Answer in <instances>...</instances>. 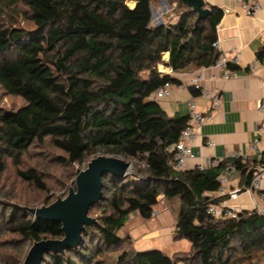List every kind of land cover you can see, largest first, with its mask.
I'll return each instance as SVG.
<instances>
[{"label": "trees", "instance_id": "16d2710c", "mask_svg": "<svg viewBox=\"0 0 264 264\" xmlns=\"http://www.w3.org/2000/svg\"><path fill=\"white\" fill-rule=\"evenodd\" d=\"M159 1L0 0V88L24 102L15 110L0 109V175L6 159L18 164L33 145L46 142L63 154L57 159L63 165L87 164L98 155L143 165L132 164L124 178L103 177L102 198L88 212L100 207L97 223L85 228L76 249L48 253L41 264H106L101 258L122 245L118 232L129 215L150 219L161 193L169 204L178 201L172 238L187 240L189 250L178 256L157 249L122 251L112 264H244L264 254L263 214L241 211L236 218L212 219L206 212L209 204L229 199L214 195L226 162L249 185L253 167L264 160L173 169L172 147L188 116L170 118L150 99L164 83H179L158 66L183 72L216 62L212 44L223 12L210 6V15L195 23L196 14L182 0H165L179 10L177 20L153 26L151 6ZM19 18L30 27H19ZM18 175L46 192L38 170ZM3 196L0 235L30 244L63 237L60 224L37 220L33 207L6 202L9 192ZM25 254L4 264H21Z\"/></svg>", "mask_w": 264, "mask_h": 264}, {"label": "crops", "instance_id": "0c3cea01", "mask_svg": "<svg viewBox=\"0 0 264 264\" xmlns=\"http://www.w3.org/2000/svg\"><path fill=\"white\" fill-rule=\"evenodd\" d=\"M258 1L261 9L256 16L251 17L244 13L241 5L235 0H204L205 7L214 6L223 12L216 26L219 50L228 52L233 47L240 49L239 65L235 67L236 78L223 80L220 77V70L215 67L183 72H173L168 67L159 69L161 73L168 74L179 82H185L188 76L202 72L204 75L202 86L210 90L218 89L222 96L219 108L213 110L210 103L198 92L191 88L181 90L177 84H173L170 88V98L158 101L170 118L188 116V104L191 100L195 102L197 111L212 114V121L199 127L198 136L191 146L192 157L187 160L183 170L199 169L200 166L205 169L211 168L216 166L211 165L214 159L220 163L233 154L252 157L250 146L257 137L256 128L261 120L257 104L262 97L264 86V63L253 71L250 69L257 59L264 56V0ZM163 59L165 61L168 59L167 53L163 55ZM259 138L263 161L264 136ZM207 141L213 142V146H207ZM228 163L226 162L225 170L221 173L229 178L227 189L230 191L247 186L245 177L235 169V166L233 169H226ZM259 191L264 192V182ZM253 199V195L241 192L236 197L226 200V205L238 206L241 211H252L257 207L264 215V199L256 196L255 203ZM172 234L170 233L171 236Z\"/></svg>", "mask_w": 264, "mask_h": 264}, {"label": "rangeland", "instance_id": "374dc122", "mask_svg": "<svg viewBox=\"0 0 264 264\" xmlns=\"http://www.w3.org/2000/svg\"><path fill=\"white\" fill-rule=\"evenodd\" d=\"M151 12V23L153 26L160 24H164L165 26L171 25L175 23L179 14V10L165 0L153 4L151 6ZM17 23L19 27H30L29 22L20 18L17 20ZM163 67L160 65L158 69ZM23 103L21 98L8 95L0 88V109L15 110ZM62 155L59 150L53 149L46 142L43 147L33 145L21 157L18 164L13 160L6 159L5 170L0 175V198L4 199V192H9L12 198H5L6 202L20 205L27 203V206L33 208L43 206L46 197L49 198L48 201L50 204L57 198H65L69 189L74 186L75 169L82 170L86 167V164L73 166L63 165L57 161L58 157ZM128 162L131 163V166L127 175L133 172L132 164L141 168L143 166L137 161L130 160ZM29 169H35L40 172L46 186L45 193L37 191L29 182L23 181L19 177V171ZM177 205L178 201L169 204L164 199H157V205L153 208L155 217L144 220L136 213L129 215L124 227L118 232L119 237L123 240L122 245L117 249L108 250L104 257L101 258L102 262L112 264L122 251L133 249L137 251L157 249L168 256L176 252L188 251L190 244L187 240H173L170 235V233L174 232ZM89 215L92 218L99 217L100 207L92 209ZM29 245L31 246L30 243L22 242L13 235H0V264H4L5 260H13L20 253H26L28 247H30ZM175 256H178V254ZM244 264H264V254H259L254 260Z\"/></svg>", "mask_w": 264, "mask_h": 264}, {"label": "built area", "instance_id": "2783aa9c", "mask_svg": "<svg viewBox=\"0 0 264 264\" xmlns=\"http://www.w3.org/2000/svg\"><path fill=\"white\" fill-rule=\"evenodd\" d=\"M238 2L244 13L247 16H256V14L260 11L261 6L258 0H235ZM212 47L215 48L219 55L216 62L211 66L218 68L221 72L220 77L223 80L234 79L237 77V71L235 67L239 65L240 61V49L239 47H233L230 51L224 52L219 50V42L216 40ZM264 63V56L261 59H257L251 66L250 69L253 71L257 66ZM214 76L211 77L213 79ZM204 80V75L202 72L194 73L187 77L185 82H179L177 87L181 90H186L187 88H191L193 91L199 93V95L206 99L210 105L211 109L216 110L219 108L222 102V96L218 89L210 90L206 89L202 86V82ZM171 84L164 83L162 86L158 87L150 96V99L153 101H161L163 99L170 98L171 96ZM189 112H188V121L186 123L185 128L181 131L177 142L173 145L172 150L174 152L173 156V169L180 171L184 169V166L189 158L192 157V142L198 136V129L201 125L206 124L212 121L211 113H204L197 111L195 102L193 100L189 101ZM257 110L261 114V120L256 128V138L252 141L250 150L252 152V157L247 155H237L233 154L229 159L236 160L240 164H248L251 160L255 162H260L262 160L263 154L260 150V136H264V86H263V94L257 104ZM207 146H213V142L207 141ZM219 161L214 159L211 162V165H217ZM234 165L229 162L227 166L228 169H233ZM200 170L205 169L200 166ZM218 189L215 192L216 196H224L228 195L229 198L236 197L241 192H246L250 195L254 196L253 202L255 203V197L259 196L264 199V192H260L261 184L264 182V166L261 164H256L253 167V172L251 176V180L249 185L228 190L227 185L229 184V178L226 174H220L217 178ZM157 199H164L163 194H159ZM257 213L261 214V210L257 207L254 209ZM207 214L212 219H230L236 218L237 215L241 212L240 207L238 206H228L226 205V201L215 205L209 204L206 210ZM155 213L152 211V217H155Z\"/></svg>", "mask_w": 264, "mask_h": 264}, {"label": "water", "instance_id": "95a60500", "mask_svg": "<svg viewBox=\"0 0 264 264\" xmlns=\"http://www.w3.org/2000/svg\"><path fill=\"white\" fill-rule=\"evenodd\" d=\"M182 2L196 14L195 23L210 15L204 0ZM130 166V162L121 158L98 155L88 161L84 169L76 170L75 188H70L65 198H57L48 206L30 209L37 220L60 224L63 237L33 242L21 264H41L48 253L63 254L66 250L76 249L85 228L97 223L95 218L88 216V212L102 198V178L107 175L124 178Z\"/></svg>", "mask_w": 264, "mask_h": 264}, {"label": "bare ground", "instance_id": "6f19581e", "mask_svg": "<svg viewBox=\"0 0 264 264\" xmlns=\"http://www.w3.org/2000/svg\"><path fill=\"white\" fill-rule=\"evenodd\" d=\"M131 7L134 5V2H127Z\"/></svg>", "mask_w": 264, "mask_h": 264}]
</instances>
